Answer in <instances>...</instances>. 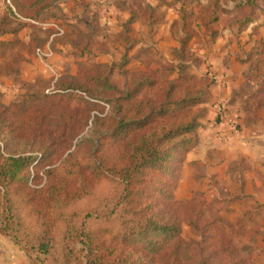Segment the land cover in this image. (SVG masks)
I'll return each mask as SVG.
<instances>
[{
	"label": "trees",
	"instance_id": "trees-1",
	"mask_svg": "<svg viewBox=\"0 0 264 264\" xmlns=\"http://www.w3.org/2000/svg\"><path fill=\"white\" fill-rule=\"evenodd\" d=\"M66 1H5L0 45L10 43L1 37H18L31 21L47 22V13ZM191 1L193 10L180 8L178 14L184 40L190 38L187 26L196 8L207 18V26L219 21L223 5L231 3L235 13L224 26L238 32L250 27L251 35L258 33V18L264 15V0H210L207 6ZM134 20L130 12L126 22ZM210 33L219 36L218 30ZM184 40H179L181 53ZM260 44L256 58L247 60L250 72L245 74L256 84L249 96L258 108L264 106L260 102L264 41ZM127 63L124 58L101 63L106 71L82 78L76 73L52 82L48 93L69 100H103L110 104L111 114L99 122L103 129L88 153L80 150L81 142L71 150L73 143L62 131L46 140L45 149L33 161L29 156L0 154V235L19 247L29 264H255L251 256L240 253L232 238L251 232L264 242L263 227L246 229L247 211L232 220L220 214L206 218L199 200L202 192L183 201L174 195L185 157L198 142L201 116L193 108L205 99L195 75L182 61L155 69L143 62L139 70L127 69ZM39 169L44 182L37 187ZM97 180L112 183L116 193L105 198L99 212L87 211L75 219L78 213L70 208L91 193ZM239 199L241 207L249 196ZM96 220L103 225L88 230L87 224ZM182 223L199 238L197 242L183 238Z\"/></svg>",
	"mask_w": 264,
	"mask_h": 264
},
{
	"label": "rangeland",
	"instance_id": "rangeland-1",
	"mask_svg": "<svg viewBox=\"0 0 264 264\" xmlns=\"http://www.w3.org/2000/svg\"><path fill=\"white\" fill-rule=\"evenodd\" d=\"M199 2L207 6L210 0ZM192 4L191 0H67L47 13L48 21L42 22L43 25L31 23L18 33V37H2L10 43L0 45V154L29 156L33 161L45 149L46 140L51 141L62 131L66 133L67 141L73 143L71 150L80 142L83 153L94 150L99 132L103 129L99 122L105 115L111 114L110 104L85 97L69 100L62 94H50L48 91L53 87L55 74L59 78H67L77 73L82 78L106 71L107 67L99 65L101 63L120 62L123 58L128 59L125 67L129 70L143 69L146 62L154 69L168 62H184L187 71L195 75V85L205 99L204 103L193 108L195 114L204 117L208 110L206 105H212L215 112L216 104L222 100L216 97L211 102L209 88L215 84L224 86L216 77L219 76L217 73L233 64L240 68L238 63H243L240 60L255 59L256 47H260L264 40L263 37L259 39L257 34L251 35L250 27L238 32L235 27L224 26L230 23L228 17L235 13L231 3L223 5L225 11H220L219 21L209 22L207 26L204 25L207 18L198 8L194 9L187 26L190 38L184 40L186 35L181 30L179 9L193 10ZM130 12L135 16L133 23L126 22ZM263 17L259 16V24L264 25V21H260ZM57 28L63 33L55 35ZM213 29L219 32L216 38L210 33ZM180 39L184 40L183 53L178 51ZM48 44L51 55L37 57L35 47L46 50ZM250 81L245 79L237 96L245 98V106L250 108L249 117L245 118L249 124L248 133L243 139L247 141L246 146L257 149L264 147V139H259V144L249 139L257 132L264 134V122H261L264 106L256 107L257 102L249 96L252 88ZM246 94L249 95L244 97ZM260 102H264V97ZM257 112L262 117H258ZM230 114L238 125V117ZM254 118L253 126L251 122ZM215 119L219 120L216 113ZM43 131L46 133L43 134ZM260 164H264L262 157L257 159V169ZM258 170L262 172V169ZM38 174L34 182L37 187L44 182L41 169ZM34 184L29 185L34 187ZM90 190V194L70 208L71 212L78 213L75 219L87 211L99 212L105 198L117 191L112 183L99 180ZM232 195L220 192L221 199L217 202L212 192H204L202 200H199L204 206L205 217L220 214L232 220L247 211L250 219L244 222L246 229L264 228V203L256 206L252 200L245 199L238 207L230 200ZM101 225L103 223L99 220L92 221L87 224V229L99 230ZM181 234L186 240H199L185 223L181 224ZM232 238L241 254L251 256L255 264H264L261 236L247 232Z\"/></svg>",
	"mask_w": 264,
	"mask_h": 264
},
{
	"label": "crops",
	"instance_id": "crops-1",
	"mask_svg": "<svg viewBox=\"0 0 264 264\" xmlns=\"http://www.w3.org/2000/svg\"><path fill=\"white\" fill-rule=\"evenodd\" d=\"M5 1L0 0V16L5 12ZM260 21H264V17ZM257 35L259 39L263 37L264 40L262 23L259 25ZM8 36L3 37L8 38ZM242 62V64L238 63L240 68L235 67L234 64L221 68L217 73L219 76L216 77L224 86H218L219 84L211 86V84L209 88L210 101L213 102L218 97L227 104L232 115L238 117L237 133L230 131L227 122L216 120V111L214 112L212 105H206L207 113L201 117L197 129V145L187 153L182 165L181 178L175 189V198L178 201L189 199L194 192L201 191L212 192L216 201L221 199L220 192L232 193L230 200L236 202L238 207L241 201L239 196H249V200L253 202L264 203V164H260L258 168L262 169V172L255 166L259 157L264 161V147L259 146L256 149L251 145L246 146L247 141L243 139L246 137L245 133H248L249 124L245 118L249 117L250 108L245 106V98L238 97L237 92L245 81V74L248 73L250 66L248 61ZM234 80L237 82L235 85H233ZM250 82L252 92L256 89V84ZM257 115L262 117L259 112ZM254 121L255 118L251 122L253 126ZM261 122H264L263 118ZM259 139H264V134L257 132L249 141L259 144ZM0 264H29V261L22 250L0 235Z\"/></svg>",
	"mask_w": 264,
	"mask_h": 264
},
{
	"label": "built area",
	"instance_id": "built-area-1",
	"mask_svg": "<svg viewBox=\"0 0 264 264\" xmlns=\"http://www.w3.org/2000/svg\"><path fill=\"white\" fill-rule=\"evenodd\" d=\"M6 2H9V0H6ZM34 24H41L43 25L44 23L42 22H36V21H31ZM63 33V30L60 28H57V32L55 35H60ZM35 54L39 58H45L51 55V49L49 47V44L47 45V49H43L41 47H38L35 49ZM57 78V75L55 74L54 80ZM53 80V81H54ZM216 115L218 116L219 119L227 121L228 127L231 129L232 132H237L238 125H237V120L235 118H231L230 111L227 107V104L224 101H219L216 104Z\"/></svg>",
	"mask_w": 264,
	"mask_h": 264
}]
</instances>
